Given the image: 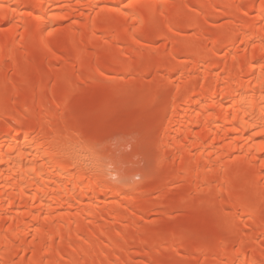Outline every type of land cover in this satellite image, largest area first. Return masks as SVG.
Listing matches in <instances>:
<instances>
[{
    "label": "bare ground",
    "instance_id": "6f19581e",
    "mask_svg": "<svg viewBox=\"0 0 264 264\" xmlns=\"http://www.w3.org/2000/svg\"><path fill=\"white\" fill-rule=\"evenodd\" d=\"M0 264H264V0H0Z\"/></svg>",
    "mask_w": 264,
    "mask_h": 264
},
{
    "label": "rangeland",
    "instance_id": "374dc122",
    "mask_svg": "<svg viewBox=\"0 0 264 264\" xmlns=\"http://www.w3.org/2000/svg\"><path fill=\"white\" fill-rule=\"evenodd\" d=\"M223 22V21H222ZM115 147V150H116V155H119V154H121L123 151H124V148H123V146L122 145H115L114 146ZM108 161V160H107ZM140 180V178H138V177H135L134 179H132V182L133 181H139ZM119 186H121V185H119ZM176 191V190H175ZM174 190H173V192H175ZM172 193V192H171ZM176 193V192H175ZM177 194V193H176ZM175 195V194H174ZM173 196V195H172ZM144 199V200H143ZM139 202L140 203H142V204H144V203H146V202H148L147 201V199L146 198H142V199H140L139 200ZM192 225V224H191ZM191 225H190V227H191ZM193 228H197V229H195V231H198V226H193L192 225V227H191V229H193Z\"/></svg>",
    "mask_w": 264,
    "mask_h": 264
}]
</instances>
